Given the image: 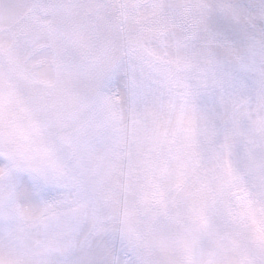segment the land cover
Masks as SVG:
<instances>
[{"label": "clouds", "instance_id": "1", "mask_svg": "<svg viewBox=\"0 0 264 264\" xmlns=\"http://www.w3.org/2000/svg\"><path fill=\"white\" fill-rule=\"evenodd\" d=\"M0 264H264V0H0Z\"/></svg>", "mask_w": 264, "mask_h": 264}]
</instances>
